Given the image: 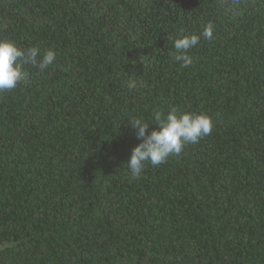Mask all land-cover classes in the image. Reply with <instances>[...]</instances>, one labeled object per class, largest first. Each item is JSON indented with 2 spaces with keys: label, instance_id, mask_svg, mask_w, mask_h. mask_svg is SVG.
Segmentation results:
<instances>
[{
  "label": "trees",
  "instance_id": "obj_1",
  "mask_svg": "<svg viewBox=\"0 0 264 264\" xmlns=\"http://www.w3.org/2000/svg\"><path fill=\"white\" fill-rule=\"evenodd\" d=\"M0 39L56 51L0 94V264H264V0H0ZM170 106L211 134L130 178Z\"/></svg>",
  "mask_w": 264,
  "mask_h": 264
},
{
  "label": "clouds",
  "instance_id": "obj_2",
  "mask_svg": "<svg viewBox=\"0 0 264 264\" xmlns=\"http://www.w3.org/2000/svg\"><path fill=\"white\" fill-rule=\"evenodd\" d=\"M215 26L212 22L205 24L199 33L181 34L174 39L172 59L182 67L193 65L194 58L190 50L197 47L201 39L212 40ZM56 51L49 49L43 54L36 46L23 48L11 39H0V94L15 89L24 80L23 65L31 64L41 71L53 65ZM131 87H136L132 82ZM154 122H145L142 117H129L127 122L140 143L131 150L130 160L125 164L130 178L142 175L145 165L159 166L170 156L180 155L186 146L196 144L201 138L211 134L214 121L206 113L181 111L170 106L167 112L153 110ZM151 123L157 125L149 132Z\"/></svg>",
  "mask_w": 264,
  "mask_h": 264
}]
</instances>
